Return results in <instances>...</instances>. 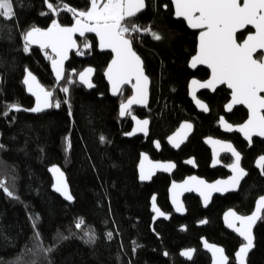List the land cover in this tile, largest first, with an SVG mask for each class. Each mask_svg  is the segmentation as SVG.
<instances>
[{"label":"trees","instance_id":"obj_1","mask_svg":"<svg viewBox=\"0 0 264 264\" xmlns=\"http://www.w3.org/2000/svg\"><path fill=\"white\" fill-rule=\"evenodd\" d=\"M63 3L77 10L90 7L89 0H63ZM146 5L144 12L136 17V23L142 28L150 27L161 39L155 40L151 32L132 34L133 47L144 61L152 90L150 108L135 109L131 114L150 120L147 140L125 138L132 122L129 117L120 120L119 108L132 92L124 89L118 100L110 96L104 72L112 55L99 53L94 37L86 38L91 49L83 48L85 39L79 40L84 55H72L67 66L66 77L75 81L72 84L64 81L57 85L51 60L44 51L30 48L29 53L23 52L24 32L33 26L47 29L53 19L63 26H71L72 13L41 15L49 11L44 0H16L15 20L0 19V144L4 145L0 149V181L19 197L18 200L10 198L0 190V264H31L33 259L37 264H49V261L50 264H211L210 256L202 251L203 237L222 246L230 264H236L234 257L243 242L225 230L222 216L230 208L248 215L253 212L256 200L264 195V176L255 169V161L264 155V141L255 139L249 148L239 135L222 130L221 117L232 126L244 123L248 117L244 108H236L231 115H226L230 92L225 87L215 94L200 95L209 106V115L196 110L189 99V82L193 78L200 81L209 78L206 69L196 72L189 69V62L197 51L198 34L190 31L185 22L175 19L170 0H146ZM246 35L247 32L240 34L239 42ZM88 66L97 70L96 90L92 92L78 83V73ZM27 69L48 90L54 91V99L61 101V107L41 116L12 111L4 117L2 113L7 111L8 104H17L21 109L34 106L23 85ZM62 86L69 88L67 94L59 90ZM185 121L193 123L195 131L188 144L175 152L167 140ZM66 137L70 138V149ZM207 137L232 142L243 156L248 178L237 194L216 197L207 211L198 198L186 197L187 217L173 215L169 223H157L154 234L151 199L156 194L160 208L172 212L168 199L171 181H182L194 174L184 165L186 160L195 158L198 175L207 181L229 176L225 169H210L211 153L203 142ZM155 141L161 143L160 153L154 148ZM144 152L153 160L175 162L176 174L172 178L159 174L150 185H142L138 164ZM221 162L230 165L233 160L224 155ZM54 165L67 173L72 203H66L52 190L53 180L48 169ZM36 214L41 218L37 227L42 234V246L54 247L47 257L29 252L37 244L29 218ZM81 218L85 224L77 229L75 223ZM204 220L208 222L206 226H196ZM88 231L95 232L94 244L85 243L84 233ZM108 232L113 234L111 240ZM58 233L69 239L57 243L54 238ZM184 249L196 251L192 262L180 256ZM248 264H264V219L256 227L255 250Z\"/></svg>","mask_w":264,"mask_h":264},{"label":"snow or ice","instance_id":"obj_2","mask_svg":"<svg viewBox=\"0 0 264 264\" xmlns=\"http://www.w3.org/2000/svg\"><path fill=\"white\" fill-rule=\"evenodd\" d=\"M48 12H42L41 15L58 16L62 11L72 13L74 23L71 26H62L56 19H53L47 29L31 27L30 30L22 34L23 52L29 53L32 45H38L40 49L45 50L44 54L47 59L51 60L52 69L55 73L57 84L65 81L67 84L75 83L70 77L65 76L64 63L69 58V52L76 49L77 55H84L80 50L77 40L74 39L76 34L85 37L86 33H94L98 38V46L101 51L110 50L114 53L111 62L108 64L104 75L111 85L113 95L123 94V86L131 84L133 95L127 99L126 103L120 104V116L130 115V109L133 104H147L149 77L145 74L144 62L133 48V33L151 32L150 27H141L136 23V17L146 8V0H89L90 7L87 10H77L63 3L54 4L52 0H44ZM174 5L175 16L183 18L191 29L199 30L198 48L196 54L192 56L190 67L196 69L198 65L206 66L210 70V78L204 82L193 79L192 98L198 107L207 112L208 106L196 98V90L211 89L215 91L218 86L226 85L231 90V102L226 105L227 111L231 112L235 105H243L248 109V119L245 123L238 126L237 131L244 134L245 138L251 143L253 136L264 137V0H171ZM16 0H0V19L5 21H14L16 18L15 9ZM168 7L167 4L164 5ZM251 26L254 32H250L242 42H238L237 34L241 30ZM155 40L161 37L155 32H151ZM84 49H91L92 45L85 38L83 42ZM49 50L50 53L49 54ZM94 69L86 68L78 73L79 83L86 85L91 89L95 87L92 82ZM133 80L135 81L133 83ZM28 86V92L35 97V106L31 109H21L17 104L6 105L7 111L2 115L7 117L10 112L31 111L32 113H41L47 109L61 107V101L54 99V91L46 90L36 80L31 71L23 81ZM67 94L69 88L62 86L59 89ZM68 104V101H64ZM69 115H71V106L69 105ZM132 119L136 121V127L132 132L126 135L132 136L137 132L147 135V119L138 120L135 116ZM220 123L226 130H233L231 124H227L224 118H220ZM182 130H187L177 141L176 137H169V141L176 148L187 137L192 125L185 123L181 125ZM103 142L104 137H100ZM67 148H71L70 138L66 137ZM213 144H220L221 150L231 153L235 158L234 162L229 165L233 176L226 181H216L208 184L204 180L196 177H190L184 184H173V203L176 205V211L184 210L183 204L177 199L175 189L180 188L183 191H199L203 197L204 204L207 206L212 193H224L235 189L241 179L247 175L243 168L240 167L241 156L230 143H221L220 141H209ZM157 147L159 144L157 143ZM4 145L0 144V149ZM144 160H148L145 156ZM145 171L144 164L140 166V180H150L155 174V170L170 171L175 167L174 164H151ZM193 163V161H188ZM257 166L264 174V155L257 161ZM55 176V191L60 193L65 200L72 201L73 196L68 191V186L64 180V173L59 167L53 166L49 169ZM194 182L196 187L190 186ZM0 190L8 197L19 199L14 192L9 189L4 181H0ZM155 196L152 197V210L157 216L165 214L156 207ZM264 209V196L260 197L256 204V210L249 216H238L234 211L225 214V221L229 228L233 227V222L229 217L240 221V227L235 231L243 237L246 243L242 244L236 252L235 257L239 264H245L249 250L253 247L252 227L257 220L264 219L260 215ZM32 221L31 226L34 230L33 238L37 241L34 255L48 254L54 251V247L42 246V234L37 225L40 221L38 214L35 217H29ZM207 221H201L206 223ZM85 224L83 218L75 223V228L81 229ZM84 235L87 237L85 243L94 244L96 240L95 232L88 231ZM113 234L107 233L109 240ZM57 243L61 240H67V235L57 234L54 238ZM135 243V242H134ZM205 247L212 251L215 264H228V257L224 255L222 248L210 245L205 242ZM193 250H186L181 253L182 256L191 259ZM168 255V253H164ZM31 264H37L33 259ZM50 264V261H49Z\"/></svg>","mask_w":264,"mask_h":264},{"label":"water","instance_id":"obj_3","mask_svg":"<svg viewBox=\"0 0 264 264\" xmlns=\"http://www.w3.org/2000/svg\"><path fill=\"white\" fill-rule=\"evenodd\" d=\"M170 1H171V0H170ZM242 2H243V0H241V3H242ZM172 6H173V10H174V12H175L174 5L172 4ZM143 12H144V10H143L140 14H142ZM140 14H138V16H139ZM174 17H175L176 20H181V21L185 22V24L187 25V22L184 21L183 18H177V17L175 16V14H174ZM56 20H57V19H56ZM57 21H58V20H57ZM73 23H74V22H73ZM62 26H63V25H62ZM187 27H188V25H187ZM188 29H189L190 31L194 32V33L199 34V30L191 29V28H189V27H188ZM249 29L252 30V32H254V29H252L251 26H248L246 29L241 30V32L237 34V38H238V36H239L240 34L245 33V32H246L247 30H249ZM88 37H94V38L96 39V41H97V48H98V52H99V53H110V54L112 55V58H113L114 53H111L110 50H107V49H106V50L101 51V50L99 49V46H98V38L95 37V34H94V33H86L85 37H80L79 34H76V35L74 36V39L77 40V44H78L79 47H80L79 40H84L85 38H88ZM245 38H246V37H245ZM238 42H239V40H238ZM31 48H38V49H40L38 45H32ZM133 48H134V47H133ZM197 48H198V36H197ZM40 50H41V51H45V50H42V49H40ZM134 50H135V49H134ZM76 51H77L76 49H72V50L69 52V58H68V60H66L65 63H64L65 76H66V73H67V66H68L69 62L71 61V59H72V55H76ZM49 52H50V50H49ZM50 54H51V53H50ZM137 54H138V53H137ZM138 55H139V54H138ZM139 56H140V55H139ZM141 59H142V58H141ZM142 60H143V59H142ZM110 62H111V61H110ZM143 62H144V61H143ZM190 62H191V60H190ZM190 62H189V69H190L192 72H196V71L199 70V69H206V70L209 72V78H210V74H211V73H210V70L206 68V66L198 65L196 69H193V68L190 67ZM50 67H51L52 75H53V77H54V79H55V73H54V71H53V69H52L51 62H50ZM88 67H91V68L94 69V72H93V75H92V82H93V84L95 85L94 80H95V77H96L97 70H96L93 66H88ZM88 67H87V68H88ZM85 69H86V68H85ZM85 69H84V70H85ZM106 69H107V68H106ZM84 70H83V71H84ZM144 70H145V74L147 75V72H146V69H145V64H144ZM27 71H31V70L27 69V70L25 71L24 79H25V77H26V75H27ZM105 71H106V70H105ZM31 72H32V71H31ZM81 72H82V71H81ZM104 73H105V72H104ZM32 74L36 77L37 82H38L42 87H44L46 90H48V89H47V88H46V87L40 82L39 78H38L33 72H32ZM147 76H148V75H147ZM148 77H149V76H148ZM104 78H105V81H106V83H107V85H108V87H109V93H110V96H111L113 99L118 100V99L120 98L121 94L113 95V94H112V91H111V85H110V83L108 82V79H107V77H106L105 75H104ZM209 78H208V79H209ZM193 79H196V78H193ZM193 79L190 80L189 85H188L189 99L192 101L194 107L196 108V110H197L199 113L204 114V115H209V114H210V109H209L208 104H207L204 100H202V99L200 98V95H201L202 93H204V92H209L210 94H215L217 90H219L220 88L225 87V88L230 92V101H229L228 103L231 102V90L228 89L226 85L218 86L217 89H216L215 91H212L211 89H199V88H198V89L196 90V98L199 99L202 103L206 104V105L208 106V109H209L207 112H204L200 107L197 106L195 100H193V98H192V95H191V92H192L191 81H192ZM197 80H198V79H197ZM23 81H24V80H23ZM55 81H56V79H55ZM205 81H206V80H205ZM63 82H64V81L62 80V81H60V83L57 84V85L60 86ZM134 82H135V81L133 80V83H134ZM201 82H204V81H201ZM56 83H57V82H56ZM78 83H79V79H78ZM23 85H24V87H25V89H26V94H27V96L30 97V98H32V99L34 100V106H35V97H34L31 93L28 92V86L25 85L24 83H23ZM79 85H80L81 87H83L87 92H92V91L96 90V85H95V87H93V88H91V89L87 88L86 85H83V84H80V83H79ZM124 89H130L131 92H132V95H133V90H132L131 84L124 85V86H123V91H124ZM151 90H152V82H151V79H150V77H149V84H148V100H147V104H146V105H143V104H133V105L131 106L130 113H131L133 110H135V109H136V110H141V111H143V110H148V109L150 108V104H151ZM132 95H131V96H132ZM262 95H264V93H262ZM131 96H130V97H131ZM130 97H129V98H130ZM126 102H127V100H126ZM126 102H124V103H126ZM228 103H227V104H228ZM227 104H226V105H227ZM34 106H33V107H34ZM236 108H244V109L247 111V113H248V109H247L245 106H243V105H235V106L233 107V109H232L231 112L227 111L226 106H225V113H226V115H231V114L234 112V110H235ZM22 109H24V108H22ZM51 109H52V108H51ZM51 109H47V110H45L44 112H41V113H32L31 111H23V110L19 111V113H26V114H28V115H32V116H41V115H44V114L48 113ZM119 113H120V108H119ZM132 116H135L138 120H144V118H141V117H139L138 115H136V114H134V113H132V114H130V115H125V116H123V117L120 116V120H122V121H123V120H126L128 117L130 118V120H131V122H132V129L130 130V132H132L133 129L136 127V121L132 119ZM248 116H249V113H248ZM247 119H248V118H247ZM247 119H246V121H247ZM147 120L149 121V124H148V126H147V135H145V134L142 133V132H137L135 135H132V136L125 135V138H126V139H129V140H132V139H135V138L142 137V138H144L145 140H147V139L149 138V136H150V125H151V124H150V120H149V119H147ZM224 121H225V119H224ZM246 121H245V122H246ZM245 122H244V123H245ZM185 123H190V124L192 125V129H191L190 132H187V137H186V139L183 140L182 143H180V147H179V148L174 147V146H173V143H171V142L169 141V138H168V140H167V144H168V146H169L173 151H175V152H178V151H180L183 147H185V146L188 144V142H189V140L191 139V137L193 136V134H194L195 127H194L193 123H191V122H189V121H185V122H183L181 125H183V124H185ZM225 123H227V122L225 121ZM219 124H220V126L225 130V132L230 133V134H237V135H239V136L242 138V140L248 144L249 148H251V147L253 146V141H254L255 139H258V140L264 141V137L253 136V137H252V141H251V143H250V142L245 138V136H244L243 133H241V132H239V131L236 130V129L238 128V126L242 125L243 123L240 124V125H237V126H232L233 130H231V131L226 130V128H225L223 125H221L220 122H219ZM181 125H180V127L176 130V132L173 133V134L170 136V137H176V140H177V141L180 140V137L176 136V134H177L178 132H180L181 135H183V132H184V131H187V130H182V129H181ZM128 133H129V132H128ZM210 140H211V141H220L221 143H230L234 148H235V146L233 145L232 142H230V141H226V140H223V139L214 138V137H207V138H205V139L203 140V142H204L205 146L209 149V151H210V153H211V157H212V158H211V162H210V169H211V170H216V169H219V168L223 167V164H222V162H221V157L224 156V155H228V156H230V157L233 159V162H234L235 158L231 155V153H229V152H225V151H222V150H221V147H220V144H213V143H210V142H209ZM157 143L159 144V147H157ZM154 148L156 149L157 152L160 153L161 150H162L161 143H160L159 141H155V142H154ZM235 150L238 151L236 148H235ZM238 152H239V151H238ZM239 153H240V152H239ZM145 156L148 157V160H144V157H145ZM240 156H241L240 167L244 169L243 164H242V162H243V156H242L241 153H240ZM259 158H260V157H259ZM259 158L255 161V169L258 170L262 176H264V174H262V172H261V169L257 166V161L259 160ZM190 160L193 161V163H188V161H190ZM149 162H151V164H157V163H159V164H168V163H171V164H174L175 167L172 168L170 171H163V170H161V169H157V170H155V174L152 176V178H151L150 180L141 181L140 178H139L140 183L143 184V185H150V184L153 182V180H154L159 174H162V175H165V176H167V177H171V178H172V177L176 174V172H177V164H176L175 162H173V161H160V160H153V159L151 158V156H150L148 153H145V152H144V153H142L141 158H140V161H139V164H138V175H139V177H140V166H141V163L144 164L145 171H147V170L149 169V167H150V163H149ZM184 165H186V166H188L190 169H192V170L194 171V174H192L191 176H188L187 178H185V179L182 180V181L172 180L171 183H170V185H169V189H168V199H169L170 206H171L172 210L174 211L175 215L179 216L180 218H185V217H187V215H188V211H187V208H186V205H185V201H184L186 197H188V196H195L196 198H198V199L200 200L203 209H204L205 211H207V210L210 208V206H211L213 200H214L216 197L224 198V197H227V196H229V195L237 194V193L240 191L242 184L244 183V181H245V180L248 178V176H249L248 171L244 169V171L247 173V175H245V176L241 179L239 185H238L235 189L230 190V191H228V192H224V193H212L211 198H210V200H209L207 206H205V204H204V200H203V197L200 195L199 191H196V190H193V191H183L182 189L177 188V189H175V193H176L177 199H178V201H179L180 203L183 204V207H184V210H183L182 212H177V211H176V205L173 203V191H174V190H173V188H172V185H173L174 183L177 184V185H182V184H184V182H185L186 180H189L190 177H196V178L199 179V180H204V181H205L206 183H208V184H213V183H215V182L218 181V180H220V181H226V180H229V178L233 176V172H232L231 168L228 166V167H226V170H227V172L230 174L229 177H227V178H225V179H218V180H216V181L210 182V181H207L205 178H203V177H201V176L198 175L197 172H198L199 168H198V166H197V164H196V159H195V158H190V159L186 160V161L184 162ZM54 166H55V167H59V168L61 169V171L64 173V180H65V182H66V184H67V186H68V191H69V193L72 195V193H71V188H70V184H69V180H68V176H67V173L63 170V168H62L61 166H59V165H54ZM52 167H53V166H51L50 168H52ZM50 168H49V169H50ZM49 169H48V172H49V174H50V176H51V178H52V180H53V187H52L53 192H54L55 194H57L60 198H62L66 203H72L73 200H72V201H67V200H65V198H64L60 193H58V192L55 191V188H54V185H55V182H56V181H55V176H54V174H53ZM190 186H192L193 188L196 187V185H195L194 182H191ZM154 196H155V198H156V200H155L156 207L159 208L160 211L163 212V213L165 214L164 216H157L156 213L153 212V210H152V199H151V202H150V212H151V214H152V224H151V229H152L153 233L155 234L154 226H155L157 223L161 222V221H162V222L169 223L170 220H171L172 215H170V214H166V213L160 208V206L158 205V196H157L156 194H155ZM263 196H264V195H263ZM261 197H262V196H261ZM259 198H260V197H259ZM259 198L256 200V203H255V207H254L253 212L256 210V204H257V201L259 200ZM229 211H234L238 216H249V215H251L253 212L250 213V214H248V215H242V214L238 213L234 208H230L229 210H227V211L224 213V215H223V217H222V222H223V226H224L225 230L228 231L229 233L235 235V236H236L237 238H239V239L243 242V244H244V243H246V241H244L243 237H241V236L239 235V233L235 231L236 228L240 227V221L235 220L233 217H229V220H231V221L233 222V227H232V228H229L228 225H227V223H226V221H225V214L228 213ZM260 215H261L262 217L264 216V209L261 210ZM261 220H262V219L257 220L256 223H255V224L253 225V227H252L253 247H252V248L249 250V252H248V255H247L246 260H245V264H248V259H249L250 255H251V254L254 252V250H255V230H256V227L258 226V224L261 222ZM204 221H207V220H204ZM206 224H207V222H206V223H201V222H200V223L197 224V226L200 228V227H204ZM205 242H207V243L210 244V245H215L216 247L222 248L223 250H224V248H223L222 246L218 245V244L210 243L206 238H202V239L200 240V243H201V246H202V251L210 256V258H211V264H215V259H216V258L213 257L212 251L205 247ZM240 247H241V246H240ZM186 250H193V254H192L191 259H189L188 257H185V256H182V255H181V253L184 252V251H186ZM238 250H239V249H238ZM195 255H196V251H195L194 249H184V250H182V251L180 252V256L182 257V259H184V260L187 261V262H192V261L194 260ZM224 255L227 256L225 250H224ZM165 256H167V255H165ZM227 257H228V256H227ZM230 261H231V260H230V258L228 257V264H230ZM234 261H235L236 264H239V262L237 261L236 257H234Z\"/></svg>","mask_w":264,"mask_h":264},{"label":"flooded vegetation","instance_id":"obj_4","mask_svg":"<svg viewBox=\"0 0 264 264\" xmlns=\"http://www.w3.org/2000/svg\"><path fill=\"white\" fill-rule=\"evenodd\" d=\"M249 30H250V29H249ZM249 30L246 31V32H247V35H248L250 32H252V30H250V31H249ZM246 32H245V33H246ZM247 35H246V36H247ZM247 118H248V117H247ZM225 121H226V120H225ZM227 124H228V123H227ZM221 128H222V127H221ZM222 130L225 132V130H224L223 128H222ZM225 133H226V134H230V133H227V132H225ZM230 135H233V134H230ZM219 139H220V138H219ZM229 157H230V156H229ZM231 159H232V158H231ZM232 160H233V159H232ZM232 163H233V162H232ZM232 163H231V164H232ZM222 164H223V163H222ZM231 164H230V165H231ZM228 166H229V165H223V167H221V168H219V169H225V170H226V167H228ZM226 171H227V170H226ZM229 175H230V174H229ZM228 177H229V176H228ZM217 180H218V179H217ZM213 181H216V180H213ZM213 181H210V182H213ZM200 204H201V202H200ZM201 206H202V204H201ZM202 208H203V207H202ZM171 210H172V208H171ZM165 213H166V214H170V215H172V216L175 215V213H174L173 210H172V212H165ZM175 216H177V215H175ZM178 217H179V216H178ZM171 219H172V217H171ZM161 222H162V221H161ZM199 223H200V222H199ZM197 224H198V222L196 223V226H197ZM207 224H208V222H207ZM207 224H206V225H207ZM222 224H223V222H222ZM206 225H205V226H206ZM197 227H198V226H197ZM183 228L186 229L185 226H184Z\"/></svg>","mask_w":264,"mask_h":264},{"label":"bare ground","instance_id":"obj_5","mask_svg":"<svg viewBox=\"0 0 264 264\" xmlns=\"http://www.w3.org/2000/svg\"><path fill=\"white\" fill-rule=\"evenodd\" d=\"M143 185V184H142ZM229 210V209H228ZM227 211V210H226ZM224 215V214H223ZM223 217V216H222ZM203 238H205V237H203Z\"/></svg>","mask_w":264,"mask_h":264}]
</instances>
